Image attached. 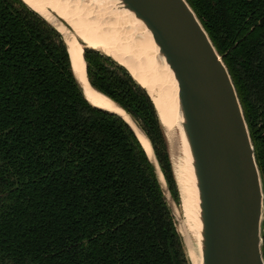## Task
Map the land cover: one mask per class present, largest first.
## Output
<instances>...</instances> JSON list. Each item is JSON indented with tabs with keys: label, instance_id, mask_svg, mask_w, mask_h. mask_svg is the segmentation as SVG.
Returning a JSON list of instances; mask_svg holds the SVG:
<instances>
[{
	"label": "trees",
	"instance_id": "obj_1",
	"mask_svg": "<svg viewBox=\"0 0 264 264\" xmlns=\"http://www.w3.org/2000/svg\"><path fill=\"white\" fill-rule=\"evenodd\" d=\"M234 85L264 196V0H186ZM86 77L142 128L171 200L153 103L120 64L83 47ZM155 167L119 115L83 97L60 33L0 0V264H189ZM260 250L264 261V212Z\"/></svg>",
	"mask_w": 264,
	"mask_h": 264
},
{
	"label": "water",
	"instance_id": "obj_2",
	"mask_svg": "<svg viewBox=\"0 0 264 264\" xmlns=\"http://www.w3.org/2000/svg\"><path fill=\"white\" fill-rule=\"evenodd\" d=\"M100 1H106L111 8L123 10L126 15H131L136 21L133 22L135 29L137 25L143 27V33L136 30L134 35L145 32L151 37L156 57L166 65L175 82L178 124L187 152L195 194L196 244L187 229L184 217L183 233L176 227V216L170 205L172 200L169 191L165 188L157 160L138 122L115 101L90 86L122 108L132 124L146 138L149 154L138 140L148 159L152 161L157 178L164 189V198L169 205L187 262L264 264L260 250L264 196L252 143L227 68L194 11L186 0ZM31 9L51 24L65 43V31L69 30L66 22L56 14L51 17ZM59 25L63 27L62 30L58 29ZM90 48L98 50L127 70L124 64L99 48ZM68 56L71 70L85 100L97 108L119 115L126 121L117 111L97 105L88 98L78 75L79 70L74 66L70 53ZM128 73L130 74L129 71ZM142 87L147 92L146 88ZM148 96L150 97L149 94ZM126 122L134 131L131 124ZM160 124L166 140L164 127L161 122ZM172 173L178 192L173 168ZM194 245L197 256L195 262L186 254V247Z\"/></svg>",
	"mask_w": 264,
	"mask_h": 264
},
{
	"label": "bare ground",
	"instance_id": "obj_3",
	"mask_svg": "<svg viewBox=\"0 0 264 264\" xmlns=\"http://www.w3.org/2000/svg\"><path fill=\"white\" fill-rule=\"evenodd\" d=\"M31 8L47 14L52 11L62 18L69 27L64 40L74 66L79 70V78L84 85L86 95L95 104L120 113L134 128L142 146L149 154V145L145 137L132 124L125 111L116 106L103 94L93 90L86 78L82 47L99 48L118 62L125 65L132 77L144 86L154 104L158 119L164 127L167 139L175 143L176 162L173 165L179 192V204L187 229L197 242L196 202L192 175L187 161V152L181 136L176 109V86L166 65L155 55L151 37L144 34L134 35L137 30L143 33V27H133L135 21L123 10L110 7L100 0H23ZM113 3V1H111ZM136 22V21H135ZM58 29L63 27L59 25ZM194 246L186 247L187 256L197 260Z\"/></svg>",
	"mask_w": 264,
	"mask_h": 264
},
{
	"label": "rangeland",
	"instance_id": "obj_4",
	"mask_svg": "<svg viewBox=\"0 0 264 264\" xmlns=\"http://www.w3.org/2000/svg\"><path fill=\"white\" fill-rule=\"evenodd\" d=\"M47 14L49 16H51V17L55 16V14L52 11H48ZM165 136H166V134H165ZM169 139H167V137H166L167 145H168V151H169V156H170V159H171V162H172V168H173V165L175 164L176 158H177V150H176V147H175V143H173L172 141H169ZM170 205H171V208H172V210H173V212H174V214L176 216V220H175L176 227H177L178 231L183 233V216L181 214L180 204H179V202H178V204H176V203L170 201Z\"/></svg>",
	"mask_w": 264,
	"mask_h": 264
}]
</instances>
